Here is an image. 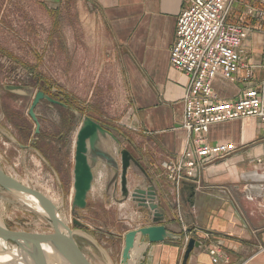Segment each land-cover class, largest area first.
<instances>
[{"label": "rangeland", "instance_id": "374dc122", "mask_svg": "<svg viewBox=\"0 0 264 264\" xmlns=\"http://www.w3.org/2000/svg\"><path fill=\"white\" fill-rule=\"evenodd\" d=\"M130 80L114 47L112 27L90 1L0 0V169L45 196L69 229L81 230L103 249L105 245L116 247L115 239L107 241L104 236L112 237L109 227L122 217L110 196L117 194L116 202L122 200L119 153L127 150L126 138L131 139L128 118L137 104ZM41 81L60 89L81 112L67 110L61 120L56 110L39 109L42 132L35 135L27 109ZM11 82L29 87L13 91ZM85 117L106 127L118 144L109 136L100 138L98 148L115 163L90 156L94 180L87 206L73 211L75 141ZM45 139L49 142L44 143ZM106 205H111L108 210ZM0 223L14 232H52L45 215L1 188ZM75 241L92 264H106L86 239L75 236ZM116 248L114 254H107L111 264L120 260Z\"/></svg>", "mask_w": 264, "mask_h": 264}, {"label": "crops", "instance_id": "0c3cea01", "mask_svg": "<svg viewBox=\"0 0 264 264\" xmlns=\"http://www.w3.org/2000/svg\"><path fill=\"white\" fill-rule=\"evenodd\" d=\"M88 1L112 27L114 47L129 71L137 103L128 118L131 139L126 138V148L145 174L131 166L129 191L152 187L155 203L165 215L163 225L180 236L178 241L147 244L144 257L142 248L135 250L130 264H182L186 236L200 244L186 264H213L207 253L212 245L227 255V264H264V124L260 120L249 118L211 126L206 135L209 144L233 143L237 151L210 165L199 183H184L178 195L156 170L160 161L178 157L186 148L187 134L180 123L188 80L169 64L185 0ZM259 43L261 36L257 34L245 42L248 58L257 65L263 62ZM256 78H261L260 70ZM212 88L219 100H230L238 96L242 86L217 78ZM110 197L122 217L116 218L108 235L120 237L151 224L148 212L139 210L130 198L116 202L117 194ZM110 206L106 205V210ZM120 222L122 228H118ZM104 238L110 239L107 235ZM115 241L120 255L122 242ZM105 246L107 254L117 249Z\"/></svg>", "mask_w": 264, "mask_h": 264}, {"label": "built area", "instance_id": "2783aa9c", "mask_svg": "<svg viewBox=\"0 0 264 264\" xmlns=\"http://www.w3.org/2000/svg\"><path fill=\"white\" fill-rule=\"evenodd\" d=\"M253 34L264 38V0H185L169 64L188 80L180 123L187 134L186 148L178 157L156 165L176 195L184 183H199L210 165L237 151L233 143L209 144L206 135L211 126L249 118L264 124V52L257 65L248 58L245 46ZM217 78L239 83L238 96L219 100L212 88ZM189 239L184 238L185 247ZM207 253L213 264L229 262L217 245Z\"/></svg>", "mask_w": 264, "mask_h": 264}, {"label": "water", "instance_id": "95a60500", "mask_svg": "<svg viewBox=\"0 0 264 264\" xmlns=\"http://www.w3.org/2000/svg\"><path fill=\"white\" fill-rule=\"evenodd\" d=\"M15 90L14 88H10ZM55 103L42 93H37L29 109L28 116L36 125L35 135L38 134L39 124L33 113V109L40 100ZM109 136V130L89 117H85L77 132L75 141L74 165H73V197L71 210H84L87 206V198L92 189L93 172L91 167V155L102 159L109 164L115 161L104 151L98 148L100 138ZM120 177L119 188L121 199L126 201L129 198L137 205L139 210L147 211L150 225L137 227L127 231L123 236L112 238L122 242L119 264H130L135 250L142 248V256H146V245H157L166 241H178L180 236L169 232L163 221L165 215L155 203L156 194L152 187L144 190L135 189L129 192L128 171L135 165L142 173L144 170L127 151L120 153ZM95 161V160H94ZM145 174V173H144ZM0 188L19 200L21 196L34 199L40 207L41 214L49 220L52 232L49 234H29L24 232H14L6 229L0 223V241L4 244H12L16 248V254L0 264H92L75 241V236L82 237L90 242L93 247L105 259L106 264H111L108 255L98 242L83 233L81 230H71L59 219L58 210L45 196L29 187L19 183L11 177L5 175L0 169ZM74 225L79 222L74 220ZM116 243V242H115ZM145 247V248H144ZM200 248V244L194 238H190L184 253L182 264H186L190 253L194 249ZM5 255L4 250H0V259Z\"/></svg>", "mask_w": 264, "mask_h": 264}, {"label": "flooded vegetation", "instance_id": "af4514ba", "mask_svg": "<svg viewBox=\"0 0 264 264\" xmlns=\"http://www.w3.org/2000/svg\"><path fill=\"white\" fill-rule=\"evenodd\" d=\"M40 83L41 84L38 85L37 88H36V90L34 91L33 98L31 100L30 106L27 109V116H28L29 109H30V107L32 105V102H33V100L35 98V95L37 93H39V92L42 93L44 96L48 97L49 99H51L52 101H54L55 103H50V102L42 99V100L39 101V103L33 109V113H34V115L36 117L37 123L39 124L38 134L42 132V124H41L42 117H39L40 115H38L36 113L39 109H42V110H46V109L56 110L58 112L59 118H61V120H65V112L67 110L70 111L71 113L74 112V113H77V114L78 113L80 114V112H81L79 109L73 108L72 105H70V103L67 101V99H65V97L63 96V92L60 89L56 90L55 88H53L52 85L43 84L42 81ZM26 85H28V84H26V83H18V82L17 83L16 82H11V86L12 87H10V88H14L15 90H13V91H24V90H27L28 87H29V86H26ZM28 118L30 119V121L33 124V130H34V134H35L36 125H35V123L32 121V119L29 116H28ZM20 131H22V129H20ZM111 139L113 141H115L116 144H118V139L117 138H115V137L112 136ZM45 142L48 143L49 140L48 139H45L44 143ZM74 153H75V149H74ZM118 187H119V184H118ZM118 225H119L118 227H122L121 226L122 225L121 222L118 223ZM108 237L110 239H112V237H110V236H108Z\"/></svg>", "mask_w": 264, "mask_h": 264}, {"label": "bare ground", "instance_id": "6f19581e", "mask_svg": "<svg viewBox=\"0 0 264 264\" xmlns=\"http://www.w3.org/2000/svg\"><path fill=\"white\" fill-rule=\"evenodd\" d=\"M20 201L23 202L25 205L29 206L30 208H32L34 211L42 213L40 210V207L38 206L37 202L34 199L27 197V196H21ZM58 217L64 223V220L62 219V217L61 216H58ZM0 250H4L5 252V255L1 257L0 261H6L9 258H12L16 254V251H17L14 245L4 244L1 241H0Z\"/></svg>", "mask_w": 264, "mask_h": 264}]
</instances>
